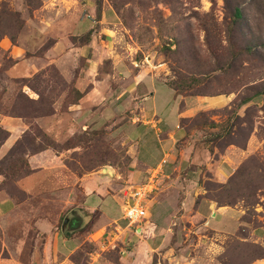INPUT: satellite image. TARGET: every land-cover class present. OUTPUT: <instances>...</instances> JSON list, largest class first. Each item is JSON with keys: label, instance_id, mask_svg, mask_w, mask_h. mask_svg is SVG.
<instances>
[{"label": "rangeland", "instance_id": "374dc122", "mask_svg": "<svg viewBox=\"0 0 264 264\" xmlns=\"http://www.w3.org/2000/svg\"><path fill=\"white\" fill-rule=\"evenodd\" d=\"M38 1L42 3V0ZM92 2L98 10L103 5L111 7L118 16L113 23L120 25L112 35L111 50L119 67H130L137 77L158 72V78L166 85H172L178 97L224 94L222 96L232 98L225 108L199 112L180 123L186 134L177 143L176 150L190 156L192 162L188 166L195 178L198 195L203 197L210 190L212 196L220 198L221 205H232L221 208H235L241 212L240 228L242 218L250 223L243 224L244 236L240 232L234 237L217 236L210 230L199 228L201 222L194 221L188 226L186 220L193 215V209L179 211L177 217L181 219L176 221L175 236L167 246L170 252L167 255L162 252L164 258L159 257L160 264L190 261L192 264H264V238L258 239L253 234L257 229H264V0H238L243 19L233 36L228 34L231 12L225 0ZM41 7L32 0H0V11H6L5 30L8 35L16 34L17 37L15 43L7 36L0 40V128L9 133L2 122L18 119L23 129L14 132L15 138L11 140L10 133L6 141L0 137V198H11L19 205L17 212L6 219L4 229L0 228V256L3 259L7 258L9 247L15 248L14 244L20 239L26 238V249L31 246L37 234V220H49L60 228L63 214L82 203L81 183L92 174L108 176L103 170L111 171L110 182L116 185L115 189L122 190L123 198L129 186H140L147 179L136 160L138 151L141 157L147 156L157 162L171 154L168 143L160 144L159 138L152 136L153 132L131 125L130 117L134 115H121L122 107L117 103L108 102V107L99 109L88 123H80L74 112H70V103L75 101L71 90L75 89L76 83L67 81L53 66L39 70L30 78L14 79L9 75L14 66L11 48L35 47V52H27V56L41 55L54 43L50 38L41 42L44 34L38 36L40 31L47 33L49 26L40 30L32 25V22L38 23L39 19L34 17ZM9 14L20 16V29ZM246 47L253 49L251 58L234 61L229 55L230 49L239 52ZM215 53L219 56L216 57ZM109 68L107 63L105 69ZM24 70L25 67L20 65L16 72ZM194 77L204 79V84L185 90L186 82ZM27 79H30L27 85L32 89L25 86ZM113 85L116 87L117 84L114 82ZM158 101L157 116L162 119L163 132H175L178 138L177 120L168 110L165 97ZM154 109L153 102L146 103V110ZM208 123L228 126L229 133H224L222 127L211 129ZM124 124L123 131L133 143L127 140L121 129ZM218 133L224 135L214 141ZM9 140L10 144L6 145ZM12 150L15 154L13 160H5ZM45 153L47 155L40 156ZM225 153L235 163L234 172L221 183L216 178L219 166L214 168L211 159L225 156ZM18 156L28 161L31 175L38 171L40 174L36 177H41L50 186L32 196L21 189L23 179L15 180L9 176L11 162H15ZM107 179L110 177H91L83 186L85 192L89 191V194L91 190L96 192L99 187L104 188L103 181ZM154 180L153 188L157 186V180ZM232 180L233 184L229 185ZM31 181H34V188H39L35 179ZM239 189L245 195L243 200L234 198ZM252 192L256 193L254 198L247 196ZM20 194L26 199L22 201ZM105 203L111 218L119 220L122 214L120 201L108 197ZM151 214L155 223L159 212L151 209ZM125 225L126 222L120 220L106 229L113 235L103 246H113L115 250L105 252V258L117 260L119 248L124 245ZM220 228L223 229V225ZM100 235L102 233L96 237ZM94 249L91 244L84 246L80 252L84 259H80V254L77 256L81 263H86V254ZM77 257L75 259L79 260Z\"/></svg>", "mask_w": 264, "mask_h": 264}, {"label": "crops", "instance_id": "0c3cea01", "mask_svg": "<svg viewBox=\"0 0 264 264\" xmlns=\"http://www.w3.org/2000/svg\"><path fill=\"white\" fill-rule=\"evenodd\" d=\"M42 3L41 9L34 17L39 19L38 23L32 22V25L38 26L40 30L44 26H49L50 29L47 33L40 31L38 36L44 34L41 42L50 38L54 40V43L41 55L27 56V52H35L33 49L35 47H30V45V48L27 46L11 48L10 57L14 60V66L10 69L9 75L14 79L30 78L47 66L55 67L67 81H75V88L84 94L80 102L70 108V112H74V115L77 116L76 120H79L80 123H88V120L95 117L94 114L102 108L108 107V102L117 103L122 107H120L121 115L124 113L134 115V117H130L132 119L131 125L141 126L144 131L153 132L152 136L159 138L160 144L168 143L171 154L165 155V158L170 162H167L165 158L157 162L150 160L147 156L141 157L138 151L136 160L143 167L144 175L147 176L146 181L144 180L143 184L140 185L148 184L154 179L158 182L156 181L157 186L154 187V191H156L150 195L148 222L141 229L133 227L132 231L126 223L123 228L124 245L119 248L116 261L104 257L105 252L115 250V248L103 245L113 235L106 229L123 220L122 215L119 220L111 218L105 201L111 197L113 200L120 201L122 206V190L115 189L116 185L113 184V181L110 182L111 176H101L94 173L88 179L93 176L110 177V179L103 181L104 188L99 187L96 192L91 190L89 194H87L89 191L85 192L83 187L88 180L86 179L84 183H81L82 203L66 212L64 211L65 214H63L62 222L64 223L65 218L71 212L77 211L78 215L75 216V219L79 220L81 225L79 229L64 233L62 226L59 228L57 223L39 219L35 222L37 234L31 246L26 249V238L18 240L14 244L15 248L9 247L7 258L3 259L0 256V264H78L77 262L74 263L72 258L80 254L87 244H91L95 249L86 254L87 261L85 264H160L161 258L159 257L164 258L163 253L167 255L170 252L167 246L175 236V226L178 224L176 221L180 218V216L177 217L179 211L191 209H193V215L186 220L188 226L192 225L194 221H198L202 224L199 228L210 230L214 232V235L230 237L238 235L241 212L235 208H219L213 202L202 198V195H198V189L195 188V178L188 166L192 162L190 156L183 152L178 153L176 150L177 143L186 134L180 126L182 119H191L199 112L225 108L232 102L231 96L178 97L174 90L158 78V72L137 77L130 67H119L111 49L112 35L120 24L113 23L118 20V16L109 6H102L98 18L97 6L92 0H42ZM89 33H91L89 40L82 43L81 40ZM74 38L75 41H73ZM107 63L110 70L105 69ZM20 65L24 66L25 70L19 74L16 71ZM77 68H79L78 71H76ZM13 72L15 73L13 74ZM114 82L117 84L116 87L113 85ZM123 83L126 84L123 85ZM162 96L166 99L168 110L174 114L177 120L178 138H176L175 132H163L161 128L163 122L157 116V110L158 100ZM150 101L154 103V111L146 110V103ZM20 122L18 119L2 122L11 134L10 140L15 138L14 132L23 130ZM124 126L125 124L121 126L122 131ZM123 133L131 142L125 130ZM10 140L6 145L10 144ZM45 155L47 153L40 156ZM224 155L211 159V165L214 168L219 166L216 178L220 179L219 182L221 183L233 174L235 164L227 156V153ZM218 159L221 162H218ZM43 173L46 174V171L43 170ZM39 174L37 171L20 182L21 189L29 196L50 186L46 185L41 177H36ZM141 175L143 176L142 173ZM132 176L135 174L132 173ZM33 179L36 180L39 188H34L32 185L34 181H31ZM161 183H163L162 186ZM114 192L117 193L114 194ZM91 196H95V198L92 199ZM18 208L19 205L13 199L0 198L1 229H4L6 219L14 215ZM151 209L159 212V219L156 218L155 223L152 222ZM94 216H96V220L91 223ZM221 225H223V229L220 228ZM228 225L230 226L228 227ZM101 233L102 235L97 238L96 236ZM253 234L256 238L263 239L264 229H257ZM192 263L190 261L184 264Z\"/></svg>", "mask_w": 264, "mask_h": 264}, {"label": "trees", "instance_id": "16d2710c", "mask_svg": "<svg viewBox=\"0 0 264 264\" xmlns=\"http://www.w3.org/2000/svg\"><path fill=\"white\" fill-rule=\"evenodd\" d=\"M32 1L36 3V6L37 5H41L42 6V3L40 4V1H38V0H32ZM242 1H244V0H242ZM225 4L230 9V12H231V16H230L231 17V21L228 24V34L230 36H233V31L236 30V28L238 27V25L240 24V22L243 19V10L240 7V3H238V0H225ZM5 12H6L5 10H4V12H1L0 11V40L7 36L8 38H10V40L13 43H15L16 38H17L16 37V34L13 35V36L12 35H8L7 31L5 30V19H4V13ZM100 14H101V10H98V8H97V17L98 18L100 17ZM10 16L13 17L15 26L19 27V29H20L22 27L21 20H20V16L18 14H13V15H10ZM17 33H18V31H17ZM219 34H220V32H219ZM90 35H91V33H89L88 35H86V37H84V39H82L81 42L82 43L83 42H87L89 40V38H90ZM75 40L76 39L74 38L73 41H75ZM48 49L49 48H47L44 52H46ZM252 54H253V49L250 48V47L249 48L248 47L243 48L242 50H239V52L238 51H234L233 49H230V52H229V55L231 56L232 59H234V61L237 60V59H240V58H251L253 56ZM214 55H216V57L219 56L217 53H215ZM216 59H218V58H216ZM230 69H231V67H230ZM29 81H30V79L25 80V86H27L28 88L32 89L31 86L27 85V82H29ZM204 82H205L204 79H201V78L200 79H196L194 77V79H191L189 82H186L188 85H187V87H186L185 90L193 89V88H195L197 86H200V85L204 84ZM167 86L170 87L172 90L175 91V89L173 88L172 85H169L168 84ZM71 92L74 93V95H75V101L73 103H70V107L71 106H74V105H77L80 102V100L83 98V96H84V94L80 93L76 88L75 89H72ZM178 95L180 96L181 94H178ZM222 95H224V94H222ZM222 95H216V96H222ZM216 96H210V97H216ZM246 103H247V101H245L244 104H246ZM185 120L186 119H182L181 120V123L182 122H185ZM222 125H218V124H215V123H208V126L211 129L221 128L222 127L223 132L228 134L229 133L228 126H222ZM4 132L0 128V137H3L4 140L6 141L8 139V137L10 136V134L8 132H6V131H4ZM223 135L224 134H222V133L215 134L214 141H217V140L221 139L223 137ZM13 155H15V154L13 153V150H12L10 152V156H7L5 158V160L8 159L9 161H12L13 160V157H12ZM11 164H12V167L10 169V174L11 175H9L11 179L21 180V179H24V178H26V177H28V176L31 175V172L32 171H31L30 166H29V163H28V161L26 159L18 156L17 157V160L15 162H11ZM230 184H233V180H232V182L229 183V185ZM255 190H256V188H255ZM208 191H209L208 193L206 191V195H204L202 198H204V199H206V200H208L210 202H213L219 208L225 207V206H230V207L232 206L230 203H228L227 205H221L220 198L217 197V196H212V194L210 193V190H208ZM255 194H256L255 192H252V193L247 194V196H251V198H254ZM20 195L22 196V194H20ZM243 196H245L244 193H240V189H239L236 192V195H235L234 198L235 199L240 198L241 200H243L242 199ZM23 197H25V195L22 196V199H21L22 201L26 199V198L23 199ZM95 217L96 216H94V218ZM94 220L91 221V223H93ZM245 223H248L249 224L250 222H248V221H246L245 219L242 218V220H241V228H240V235L241 236H244V233H245V230H246L243 227V224H245ZM77 256L78 255H76V256H74L72 258L73 259V262L74 263L77 262L78 264H81L80 259L82 260L84 258V255L83 254H80V259ZM76 257L79 260H76L75 259ZM83 264H85V263H83Z\"/></svg>", "mask_w": 264, "mask_h": 264}, {"label": "built area", "instance_id": "2783aa9c", "mask_svg": "<svg viewBox=\"0 0 264 264\" xmlns=\"http://www.w3.org/2000/svg\"><path fill=\"white\" fill-rule=\"evenodd\" d=\"M153 181L145 185L129 186L127 193L123 197L122 220L127 223L128 228H140L148 222L149 219V201L150 195L154 191Z\"/></svg>", "mask_w": 264, "mask_h": 264}, {"label": "water", "instance_id": "95a60500", "mask_svg": "<svg viewBox=\"0 0 264 264\" xmlns=\"http://www.w3.org/2000/svg\"><path fill=\"white\" fill-rule=\"evenodd\" d=\"M103 173L112 176L113 173L111 171L108 170H103ZM78 215L77 211H73L70 213L69 216H67L64 220V223L62 225V232H72L75 229H79L81 227V225L79 224V220L75 219V216ZM74 223H76V225L74 226Z\"/></svg>", "mask_w": 264, "mask_h": 264}, {"label": "flooded vegetation", "instance_id": "af4514ba", "mask_svg": "<svg viewBox=\"0 0 264 264\" xmlns=\"http://www.w3.org/2000/svg\"><path fill=\"white\" fill-rule=\"evenodd\" d=\"M74 225H76V223H74Z\"/></svg>", "mask_w": 264, "mask_h": 264}]
</instances>
